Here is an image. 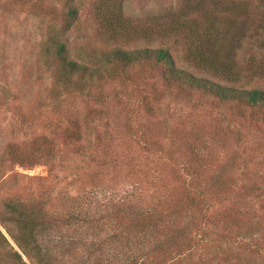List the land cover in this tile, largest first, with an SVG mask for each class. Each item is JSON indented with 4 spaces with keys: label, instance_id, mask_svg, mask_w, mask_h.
Returning a JSON list of instances; mask_svg holds the SVG:
<instances>
[{
    "label": "rangeland",
    "instance_id": "374dc122",
    "mask_svg": "<svg viewBox=\"0 0 264 264\" xmlns=\"http://www.w3.org/2000/svg\"><path fill=\"white\" fill-rule=\"evenodd\" d=\"M96 1L73 0L71 51L168 46L191 69L183 39H150L148 26L169 12L198 17L190 24L212 17L236 86L264 89V0H198L197 11L187 0H113L114 42ZM64 3L0 0V90L9 89L0 95V264H127L129 241L143 240L146 264H264V113L180 91L149 64L103 83L105 97L73 93L57 106L39 53L49 28L67 21ZM15 198L50 213H97L103 224H74L76 232L61 218L59 229L31 238L5 205ZM155 240L161 246L149 248Z\"/></svg>",
    "mask_w": 264,
    "mask_h": 264
},
{
    "label": "trees",
    "instance_id": "16d2710c",
    "mask_svg": "<svg viewBox=\"0 0 264 264\" xmlns=\"http://www.w3.org/2000/svg\"><path fill=\"white\" fill-rule=\"evenodd\" d=\"M112 1L97 0L95 3H97L98 19L105 25L103 35L114 42L116 36L113 33H118V31L114 30L115 27L111 19L112 17L115 18L118 23L120 20ZM197 1L187 0V6L197 11L198 8L195 5ZM64 4L67 8L65 13L67 21L60 26L49 28L41 42L39 53L42 64L51 72L53 77L50 94L58 101L57 106L64 104L66 97H70L73 93L105 97L103 83L119 79L125 80L131 69L149 64L160 70L167 85L174 86L180 91L188 94L194 91L207 94L221 101H233L238 105L260 109L264 113V89H246L236 86L237 77L232 68L231 55L228 47L223 44L225 34L222 27L213 21L212 17L205 21L201 20L198 23L190 24L193 16L191 19L185 16L181 19L177 14L169 12L164 23L160 22L158 25L148 26L145 36H149L150 39L174 37L173 42L177 39H183L185 50L182 56L184 63L192 65L190 69L178 63L168 46L129 49L117 44L104 54L96 55L87 51L83 44H76L71 51L66 34L80 19L79 5L73 0H65ZM203 14L205 15L206 11H203ZM193 19L198 20V17L194 16ZM122 35L125 38L129 37L128 33ZM200 71L201 74H199ZM211 74L218 76V78H213ZM1 86L0 95L7 99L9 89L6 85ZM11 96L13 98L14 95ZM56 101H53L54 105ZM101 111L102 107L96 112L97 119H100ZM77 135H80V132ZM14 147V144L7 143L6 150L14 152ZM131 204L134 205V203ZM5 205L12 213L13 219L22 228L27 229L31 238L35 232L44 235L53 229H59L61 222L58 220L61 218L64 219V223L69 225V228L73 227L74 224L80 226L95 224L97 230L99 225L103 224L100 223V218H97V213L96 215L90 214L89 211L81 209H72L65 214L59 210L50 213L44 204L39 205L34 201L20 198L8 200ZM115 216L117 218L118 214L116 213ZM136 216H142V214L136 213ZM149 217L150 215L147 216V218ZM151 219L156 221L157 218ZM145 227L148 226L145 224ZM72 229L78 232V228L73 227ZM16 241L18 240L16 239ZM130 242L132 244L127 264H146L150 250L145 249L143 251L146 247L143 245L144 240L137 247L134 246V241ZM86 243L88 242L86 241ZM93 243L101 244L102 242ZM18 244L21 245L22 243L18 241ZM158 246H161L160 241L155 240L149 248ZM100 248L101 245H98L96 249Z\"/></svg>",
    "mask_w": 264,
    "mask_h": 264
}]
</instances>
